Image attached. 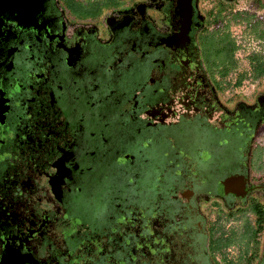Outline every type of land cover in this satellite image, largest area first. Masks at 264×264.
<instances>
[{"label": "flooded vegetation", "instance_id": "obj_1", "mask_svg": "<svg viewBox=\"0 0 264 264\" xmlns=\"http://www.w3.org/2000/svg\"><path fill=\"white\" fill-rule=\"evenodd\" d=\"M263 260L264 0L0 14V264Z\"/></svg>", "mask_w": 264, "mask_h": 264}, {"label": "water", "instance_id": "obj_2", "mask_svg": "<svg viewBox=\"0 0 264 264\" xmlns=\"http://www.w3.org/2000/svg\"><path fill=\"white\" fill-rule=\"evenodd\" d=\"M45 0H0V14L6 10L20 15L33 14Z\"/></svg>", "mask_w": 264, "mask_h": 264}, {"label": "rangeland", "instance_id": "obj_3", "mask_svg": "<svg viewBox=\"0 0 264 264\" xmlns=\"http://www.w3.org/2000/svg\"><path fill=\"white\" fill-rule=\"evenodd\" d=\"M246 65H245V61L242 59L241 60V62H240V67H242V68H244ZM244 83H242V85H243ZM245 85V84H244ZM244 87L245 86H242V88L244 89ZM254 238H255V234L253 233V236H252V238L250 239V241L249 242H252V249H254V247H258L259 246V243H254ZM235 243H237L236 241H233V240H231V241H226V242H223V246H227V247H231L232 246V244H235ZM262 264H264V260H263V262H262Z\"/></svg>", "mask_w": 264, "mask_h": 264}, {"label": "trees", "instance_id": "obj_4", "mask_svg": "<svg viewBox=\"0 0 264 264\" xmlns=\"http://www.w3.org/2000/svg\"><path fill=\"white\" fill-rule=\"evenodd\" d=\"M244 78H245V76H239V77L237 78V80H236V84H237V86L241 85L242 80H243Z\"/></svg>", "mask_w": 264, "mask_h": 264}]
</instances>
